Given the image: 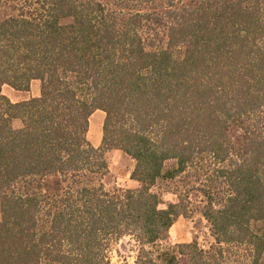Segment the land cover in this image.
I'll list each match as a JSON object with an SVG mask.
<instances>
[{
  "label": "trees",
  "instance_id": "obj_1",
  "mask_svg": "<svg viewBox=\"0 0 264 264\" xmlns=\"http://www.w3.org/2000/svg\"><path fill=\"white\" fill-rule=\"evenodd\" d=\"M33 81L0 96V264H111L125 238L133 264H264V0H0V87ZM112 150L137 189L104 188ZM184 174L207 248L168 244L186 208L153 188Z\"/></svg>",
  "mask_w": 264,
  "mask_h": 264
},
{
  "label": "rangeland",
  "instance_id": "obj_2",
  "mask_svg": "<svg viewBox=\"0 0 264 264\" xmlns=\"http://www.w3.org/2000/svg\"><path fill=\"white\" fill-rule=\"evenodd\" d=\"M66 22L63 23L66 24ZM37 84L39 83L37 82ZM101 123V113L94 112L89 119V142H93L98 136L101 138ZM229 137L234 145H240L241 133L239 130L230 129ZM105 160L108 165V175L103 180V186L107 191L138 188V184L130 180L134 165L131 159L120 151L112 150L106 153ZM172 166V162L166 164L167 169ZM153 192L160 196L164 205L180 200L186 208V217H179L169 231L168 244L170 246L196 241L201 247L207 248L213 242L208 224L201 214L204 199L195 189L194 179L190 175L184 174L173 180H159L153 188ZM134 258L135 245L127 238L122 239L111 249V264H133Z\"/></svg>",
  "mask_w": 264,
  "mask_h": 264
},
{
  "label": "crops",
  "instance_id": "obj_3",
  "mask_svg": "<svg viewBox=\"0 0 264 264\" xmlns=\"http://www.w3.org/2000/svg\"><path fill=\"white\" fill-rule=\"evenodd\" d=\"M37 82L38 81H33L30 84V88H29L28 92H16L7 86H2V87H0V96L5 97L6 99H8L13 104L25 102V101H28V100L34 99V98H38L39 94H40V84H37ZM97 112H100V111H97ZM100 113H101L102 123H103L104 114L102 112H100ZM102 123H101V127H102ZM19 127H20L19 122H17V121L14 122V128H19ZM87 138H88V134H87ZM100 142H101V138H100V136H98V138H96L93 142H90V144L94 148H97L99 146Z\"/></svg>",
  "mask_w": 264,
  "mask_h": 264
}]
</instances>
